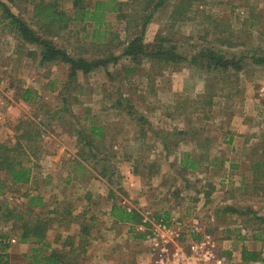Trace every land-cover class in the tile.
Returning a JSON list of instances; mask_svg holds the SVG:
<instances>
[{"label":"rangeland","instance_id":"rangeland-1","mask_svg":"<svg viewBox=\"0 0 264 264\" xmlns=\"http://www.w3.org/2000/svg\"><path fill=\"white\" fill-rule=\"evenodd\" d=\"M94 1L81 4L92 7ZM134 1L139 0H118L126 18L109 12L102 26L76 20L62 38H53L71 56L113 53L117 58L105 69L69 80V65L40 63L38 47L23 42L3 18L5 4L38 30L27 0H0V141L15 142L22 122L45 125L41 138L30 144L38 159L31 151L23 157L35 165L32 182L9 185L0 196V231L10 241L4 251L10 264H31L52 250L62 251L84 225L95 240L94 264H151L147 236L137 230L141 223L115 222L109 215L115 203L152 220H182L187 237L210 235L219 253H230V264H243V247L264 255V242L252 239L264 225L255 217L264 216V191L243 185L253 182L251 163L264 159V62L254 60H264V0H197L192 20H178L174 27L173 2L166 0L153 12L145 43L160 32L174 33L178 51L189 58L214 43L226 57L243 59L241 71L226 74L204 72L188 60L170 67L149 60L131 63L123 43L134 34L125 30L140 9ZM61 8L72 15V0L61 1ZM212 19L224 32L215 31ZM256 21L261 24L252 27ZM127 67L134 71L127 73ZM26 89L29 101L23 100ZM209 92L211 105L206 104ZM256 145L262 148L252 155ZM186 153L200 166L184 169ZM77 155L89 172L78 168ZM75 167L81 175L74 179ZM258 185L264 187L263 178ZM25 194L42 195L45 206L29 211ZM225 207L239 213L224 212ZM52 209L59 213L51 215ZM19 214L31 222L49 218L46 241L53 245L35 252L37 244L21 242ZM76 250L72 264L83 259Z\"/></svg>","mask_w":264,"mask_h":264},{"label":"trees","instance_id":"trees-1","mask_svg":"<svg viewBox=\"0 0 264 264\" xmlns=\"http://www.w3.org/2000/svg\"><path fill=\"white\" fill-rule=\"evenodd\" d=\"M12 1V0H10ZM61 1L63 0H27L30 6H32L33 15L31 17L34 20L38 30L32 28L31 24L23 18L20 14L13 13L9 7L3 4L4 8V19L8 22L11 30L14 33H17L19 38L25 42L38 47L39 50V61L42 64H53V63H63L69 65L68 69V79H74L78 73L83 75H88L95 70L105 69L110 61H117L116 56L113 53L105 55L100 58H84V57H75L71 56L70 53L59 47L54 41L53 38H62L63 32H66L69 28V24L76 20H84L89 22H95V25H104L105 20L103 19L107 13L115 12L117 17L126 18V15L121 13V3L118 0H96L94 1L92 7H87L82 5V0H72L73 14L69 15L61 8ZM196 1L197 0H168V2H173L172 12L169 16V21L171 22L172 27L175 26V23L179 21H187L191 19V14L196 13ZM200 1V0H198ZM166 0H139L134 1V5L137 4L140 9L135 10V15L131 16L133 25L126 27V31L134 29V34L123 43L125 48L123 50V55L129 59L131 63L140 65L144 60H149L154 64H162L163 66H177L181 62L189 61L191 64L195 65L204 72L211 73H230L232 71L239 72L243 69L242 58L238 57H226L222 54L220 50L214 48V43H209L213 46L201 47L197 53H193L192 56L185 57L182 55L176 45L174 44L173 39H171L170 32H160L155 35L152 43H145V33L148 25L151 23L153 12L161 8L165 4ZM130 18V17H129ZM192 20V19H191ZM216 20L212 19L211 24L217 26L215 31L219 33L224 32L218 27V24L215 23ZM7 24V25H8ZM261 21H256L253 23L252 27L259 26ZM230 35H233V29L229 28ZM226 32V31H225ZM95 33V37H96ZM200 38V37H199ZM216 39V38H215ZM228 40H231L228 36ZM217 41V39H216ZM229 46H234L235 44L228 43ZM255 62L260 64L264 60L255 59ZM127 73L133 72L134 70L130 67L125 69ZM71 82V81H69ZM68 82V83H69ZM31 91L26 89L23 93V100L29 101ZM209 97V100L206 101V104L212 102L213 94L209 92L206 94ZM121 104L118 102V105ZM182 107V105L180 106ZM182 109V108H181ZM45 125L42 122L38 124H29L27 127H24V122L20 123L17 126V140L12 141H0V196L10 191L9 185L19 188L21 186L30 184L34 178V169L35 165L27 162L30 160H25L23 157L27 156V152L30 151L34 154L30 158L38 159L37 153L34 151V148L30 144L34 143L35 140L40 139L42 136L41 129ZM233 137H230V142ZM198 146H201L200 142H197ZM262 145H256L252 148V155L260 150ZM25 155V156H24ZM78 157V155H77ZM196 156H192L191 153H186L185 156L181 158L183 162L182 166L184 169L187 167H196L200 166V161L195 160ZM79 169L83 171H88L89 169L84 165L83 161L78 157L75 159ZM217 165V159L213 163ZM233 166V165H232ZM236 167V166H235ZM251 168L254 169V179L253 182L244 183V190H263L264 187L258 189V180L261 178L264 179V159L257 162L254 161L251 163ZM73 177L75 179L79 177V171L75 167L73 168ZM104 174V173H103ZM260 174V176H259ZM70 182V180L68 181ZM210 191L207 193L208 195ZM112 195V194H111ZM27 199L28 210L34 212V207L45 206L44 197L42 195H23ZM209 199H207L208 201ZM224 212L239 213L238 209L233 207H225ZM247 213L253 211H246ZM57 209H52L50 214H58ZM60 215V214H59ZM109 215L115 220V222L125 223L130 225H136L141 223L143 216L137 208L127 209L118 204H113ZM256 219L264 224V216H255ZM18 220H23V224L19 227V240L23 243H33L37 244L35 252H40L44 247L51 245V242L46 241V232L51 220L42 219L37 216L35 222L25 221L24 216L19 214L16 216ZM62 218H64L62 216ZM61 219V218H60ZM162 220L167 221L166 218ZM55 219H52V222ZM78 221V220H77ZM73 220L74 223H78ZM31 222V223H30ZM83 224V223H82ZM135 226L131 229L135 230ZM80 232L83 233L82 236L88 234V227L84 225L80 228ZM137 235V234H136ZM143 235H138L137 238H142ZM252 239L255 241L264 242V225L258 227L253 231ZM75 242L72 238L68 237L63 248L69 247L68 251L65 253V248L62 251L52 250L49 254L41 256L40 259H35L31 264H72L75 262V256H72V253L75 250ZM10 246V241L7 235H4L0 231V264H10L8 261L7 253H4L6 249ZM226 256L230 257V253L225 252ZM79 255V254H78ZM6 258V259H5ZM240 259L243 264H253L260 262L264 264V255L262 251L251 250L243 247L240 250ZM67 262V263H66ZM72 262V263H71Z\"/></svg>","mask_w":264,"mask_h":264},{"label":"built area","instance_id":"built-area-1","mask_svg":"<svg viewBox=\"0 0 264 264\" xmlns=\"http://www.w3.org/2000/svg\"><path fill=\"white\" fill-rule=\"evenodd\" d=\"M184 226L182 220H152L143 215L137 230L147 236L151 264H230L210 235L190 239Z\"/></svg>","mask_w":264,"mask_h":264},{"label":"crops","instance_id":"crops-1","mask_svg":"<svg viewBox=\"0 0 264 264\" xmlns=\"http://www.w3.org/2000/svg\"><path fill=\"white\" fill-rule=\"evenodd\" d=\"M73 225H75V227H78L74 223H73ZM82 234L83 233H81L78 229V231L73 232L71 235L72 240L75 242V245H74L75 249H77L79 251V254H81V256L83 257V259L81 260V263H79V264H82L83 262H84V264H94L93 263V261H94L93 256L95 255L96 251L93 249L95 247L93 245V243L95 240L93 238L92 233H90V232H88V234L85 236L84 235L82 236ZM79 242H80V244L78 245ZM82 242H84L83 245H82ZM51 245H53L52 242H51Z\"/></svg>","mask_w":264,"mask_h":264}]
</instances>
